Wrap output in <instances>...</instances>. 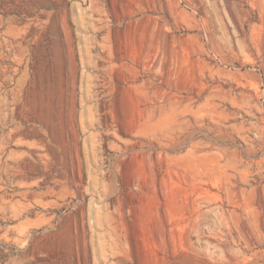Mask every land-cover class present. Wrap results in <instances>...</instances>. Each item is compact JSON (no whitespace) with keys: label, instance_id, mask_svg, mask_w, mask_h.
<instances>
[{"label":"rangeland","instance_id":"rangeland-1","mask_svg":"<svg viewBox=\"0 0 264 264\" xmlns=\"http://www.w3.org/2000/svg\"><path fill=\"white\" fill-rule=\"evenodd\" d=\"M259 14L0 0V264H264Z\"/></svg>","mask_w":264,"mask_h":264},{"label":"bare ground","instance_id":"bare-ground-1","mask_svg":"<svg viewBox=\"0 0 264 264\" xmlns=\"http://www.w3.org/2000/svg\"><path fill=\"white\" fill-rule=\"evenodd\" d=\"M259 10L258 28L264 30V0H254ZM256 24V23H255ZM257 27V26H256ZM262 34V33H261Z\"/></svg>","mask_w":264,"mask_h":264}]
</instances>
